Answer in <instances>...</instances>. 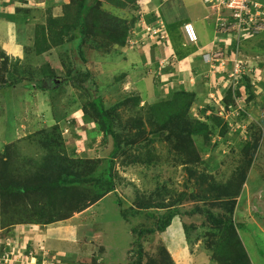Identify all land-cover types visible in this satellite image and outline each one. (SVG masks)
I'll return each instance as SVG.
<instances>
[{
    "label": "rangeland",
    "instance_id": "374dc122",
    "mask_svg": "<svg viewBox=\"0 0 264 264\" xmlns=\"http://www.w3.org/2000/svg\"><path fill=\"white\" fill-rule=\"evenodd\" d=\"M3 1L0 0V7L1 3L5 5L3 11L17 17L10 21L0 16V159L6 146L17 143L25 152L23 157L32 156L46 164V170L49 168V172H42L43 192L23 193L14 216H1L0 212V239H10L13 245L8 246L14 254L8 257L14 259L12 264H126L135 258L134 249L138 248L134 229L148 227L158 213L139 209L132 201L133 188L154 190L171 177L173 183L167 184L174 196L184 191L188 183L194 184L193 194L179 204L187 214L176 216L165 231L143 234V264H236L238 257L221 258L209 247L212 236L208 230L212 223L208 213L217 218L231 217L249 254L247 264H264V32L245 42L240 52V58L253 68V88L225 82L226 78L224 82H214V75L191 81L198 73L183 83L174 69L161 71L156 64H147L152 48L143 42L138 44L140 41L110 54L88 45L81 47L80 52L77 42L44 48L41 27L48 28L45 35L51 39V11L53 16H59L63 5L73 10L75 0H20L18 9ZM168 1L138 0L136 8H118L100 0L101 8L110 10L114 6L128 24L133 21L132 29L139 40L148 38L150 28L155 27L153 17ZM252 1L264 6V0ZM175 3L178 1L169 2L172 6ZM184 7L185 11L180 4L173 8H180L181 14L191 13L194 18H202L205 9L211 26L217 25L216 12L203 0H184ZM224 14L230 17L232 12L227 10ZM107 23L110 26L112 22ZM193 24L201 42L205 25H198L197 21ZM214 26L211 34L216 32L221 40L224 35ZM164 34L168 35L166 30ZM109 36L116 44L117 36ZM164 41H158L156 47L163 49ZM134 55L138 63L129 68ZM162 57L164 54L159 58ZM4 76L6 79L2 80ZM230 86L231 99L225 98ZM179 91L195 92L189 111L192 118L201 119L209 127L206 134L195 138L204 157L212 158L217 169L221 167L220 173L214 172V183L198 177L209 171L203 165L195 167L197 174H191L184 164H176L178 155L169 164L161 163L166 168L164 177L149 175L154 166L147 168L141 163L138 145L115 155L111 134L107 136L98 124L100 115L109 111L115 116L117 133L124 144L141 142L155 129L145 113L149 106ZM205 110L207 114L220 115L227 126L224 122L217 125L205 115ZM42 128L54 130L55 134ZM248 141L250 150L244 151ZM17 147L11 148L10 154L18 160L21 156ZM148 148H155L159 154L170 151L168 142L155 141ZM110 156H115L113 173L120 186L117 191L101 195L99 183ZM225 160L230 161L229 165H222ZM59 164L68 167L61 177ZM1 170L0 162V173ZM5 197L0 193V209L3 202L9 207L14 203L13 198ZM167 197L171 202L176 199ZM233 200L235 207L230 210ZM2 242L1 247L6 243ZM1 258L4 261L3 254Z\"/></svg>",
    "mask_w": 264,
    "mask_h": 264
},
{
    "label": "trees",
    "instance_id": "16d2710c",
    "mask_svg": "<svg viewBox=\"0 0 264 264\" xmlns=\"http://www.w3.org/2000/svg\"><path fill=\"white\" fill-rule=\"evenodd\" d=\"M105 1L111 3L112 5L118 8L128 7L129 5H132L134 8H136V3L138 0ZM3 2L9 4L15 9L21 8L17 4V2L21 3L20 0H14V2L13 0H4ZM75 3L76 4L73 3V5H75L73 10L68 9V5H63V12L59 16H53L55 14L53 13V11H51L52 13L50 16L52 17L49 23V31L51 32V35L49 36L51 39H48L45 35V31L48 30V28L41 27V42L43 43L44 48H50L51 44H53V46L58 47L63 44L77 42L79 43L78 46L80 52H82L81 47L88 45L94 50L110 54L114 50H121V47H124L125 45H130L132 40L140 41L138 44L143 42L144 45H151L150 43H147L149 39H144V41L142 39L139 40L140 36L134 32V29H132L133 21L128 24L127 19L121 17L119 11L114 6H112L113 8L111 7L110 10H108V8L103 9L101 8L102 4L100 0H75ZM3 8H5V5L1 3L0 16H5L10 21H15L17 15H15L14 13L9 14L8 11H3ZM225 12H227V10L224 9L222 14L225 15ZM216 14L218 16V13ZM153 18L156 21V17ZM108 20L112 22L110 26L107 23ZM149 20H151V18H149ZM221 22L222 21L218 16L216 25L217 31L220 34L224 35L223 37H226L229 32H225L223 30V25L221 24L220 26ZM112 24L113 26H111ZM263 32L264 29L257 34H253L250 37L242 36L239 38V41L238 37H235L233 44L231 45L230 51L235 50L237 48L240 53L242 46L245 42L251 40L253 37L260 35ZM109 33L113 36H117L118 41H116V44L119 46L118 48L115 46L116 44L112 43L108 38ZM154 46L156 45L152 44V47ZM222 47L226 48V45L223 43ZM230 51L227 50V54H229ZM240 55L241 54H239V56ZM84 59L85 58L83 57V60ZM229 64L232 63L229 61L227 65ZM134 65L135 64L131 62L129 68ZM252 72L251 74L243 75L239 79L237 85L239 86L241 84H244L247 88H253L251 78L254 74ZM46 74H48V72H46ZM122 75L125 76V73H123ZM94 76H96V74H94ZM10 77H12V75H10ZM35 78L37 77L35 76ZM121 78L123 79V77ZM5 79L6 77L4 76L2 80ZM116 83L118 84V81ZM112 86L115 87V83L112 84ZM232 94V86H230L227 89L225 98L230 97L229 99H231ZM193 98H195L194 91H179L177 93H173L171 97L164 98L163 101H158L152 106H149L150 108L147 112H145L146 109H144L143 107L142 111L148 115V120L155 125V129H153L152 133L149 134L145 139H142L141 142L131 141L127 144H124L120 139L121 135L117 133L118 129H116L115 116L109 111H104L100 115L101 118L98 120V124L101 130H103L105 134H107V136L111 134V137L114 140L113 142L115 155L124 152L129 146L134 147V145L137 144V148H139V151L141 152V163L147 166V168H150L152 165L154 166V172L150 173L149 175L153 174L154 176L156 174L157 177L162 175V177H164V170L166 168H164V165L161 166V163L169 164L171 163L170 160L178 155L176 164H184V167H186L188 172L191 174H197V169H195V167L203 165L207 170L209 169V171L207 173L198 174V177L202 176L203 180H208L209 182L214 183L216 177V173L214 172H219V169L221 167L217 169L216 166L212 165L214 164L212 158H205L204 153H202L199 149L195 137H201L202 135L206 134L208 132L209 127L201 119L192 118L189 110L191 107L190 103ZM231 102H233V100ZM203 112L206 116H209L211 119H213L214 122L219 126L222 125V123L224 122V119L220 115L207 114L206 110ZM224 124L225 126H227L226 122H224ZM41 130H44L46 132L50 131L48 128H42ZM54 132L55 131L53 130L52 133ZM43 138L44 137L42 136L41 139ZM24 140H27V138ZM155 141L166 143L168 142V150L170 151L167 154H159L156 152L155 148H148L150 147L152 142ZM143 142H147L146 145L143 146ZM250 142L251 141L247 142V144L245 145V149L243 148L244 151L246 149H248L247 151L250 150ZM16 145L17 143H11V145L6 146L5 152H3V156L0 159L1 167L3 168V170H1L2 172L0 173V180L2 182L0 183V193L4 199H6L5 196H7V198H13L14 200V203L13 205H11V207L5 205L4 202L3 204L1 203V216L4 215V213H6L7 215L12 214V216L15 215V211L18 210L16 206H18V201L21 200L23 193L33 191H44L41 188V185H44L42 180H45L42 172L45 171L48 166L46 164L42 165L43 163L36 161L32 156L30 158L23 157L25 152L23 150L21 151ZM15 147H17L18 152L21 156L18 157V160L15 159L16 156L13 157L10 154V149ZM6 149H8L9 152H7ZM114 157L115 156H110L109 158H107V166H104V168H106V171L104 172L106 173H104V175H101V183H99L100 186L98 185L99 187H101V195H105L107 192L117 191V188L120 186L119 180L116 179V175H114L113 173L115 164ZM156 163H158L159 166H156ZM229 163V160H225L222 165L227 166L229 165ZM67 170L68 167L63 168L62 165H58L57 171H60V177L65 175L64 172ZM46 171L49 172V168ZM68 174L70 175V171H68ZM145 174L147 175V173ZM169 175L170 174L166 176ZM119 178L120 177H118V179ZM172 178L173 177H171V179H169L168 181L163 182L157 179V181L161 182V184L157 186H160L159 189H157V187H155L154 190L148 189V187L143 190L139 189L138 187L133 188V203L141 210L154 209L155 211H158V213L156 214L155 220L153 218L151 219L152 223L148 227L146 225H142L141 227L134 229V233L137 234L135 241L138 248H133L134 253H136L135 258L129 260L126 264H143L144 256L142 249L144 244V233L146 235L153 234L156 231H165L176 216L187 214L185 210L180 209L179 204L181 200H186L190 195L193 194L194 189L192 188V185L194 184L188 183L184 191L179 193L177 196H174L167 184V182H169L170 184L173 183L174 178L173 180ZM3 179H5V181ZM25 182H29V185H26ZM167 188L169 191L167 190ZM169 195L171 196L170 198L174 197L176 199L171 202V199L169 200L167 197ZM232 203L233 204L230 210H234L235 207L234 200ZM161 211L164 213H161ZM151 214L153 213H150V216ZM40 215L41 213L39 214V216ZM208 215L210 216L212 223V226H210L208 230L209 236H212L209 240V247L215 250V252L219 253L221 258H228V255H231L233 259V256L238 257L236 264H247L249 262V254L246 251L245 246L241 243L242 239L239 235V232L236 230V225L233 219L231 217L226 219L217 218L216 215L213 213H208ZM123 217L127 218V216L125 215H123ZM218 229L221 233L219 237L218 233H216L218 232ZM8 246L9 245L5 243L4 246L1 247L0 257L1 253L5 255V252L12 251V249H10V247ZM159 249H161V247ZM161 251L163 253H166V249L164 248H162ZM214 257L216 258L217 255H214Z\"/></svg>",
    "mask_w": 264,
    "mask_h": 264
},
{
    "label": "crops",
    "instance_id": "0c3cea01",
    "mask_svg": "<svg viewBox=\"0 0 264 264\" xmlns=\"http://www.w3.org/2000/svg\"><path fill=\"white\" fill-rule=\"evenodd\" d=\"M173 1H176V0H173ZM177 1L178 3H175V4L183 5V9L185 11L186 8L184 7V0H177ZM169 2H172V0H169L168 3H166L168 7L166 6V4L161 5L159 7V11L157 13L158 16H156V21H155V24H156L155 27H159L161 23L164 24L165 30L168 33V38L166 39V41H164V43H162L164 47L163 49L160 46L152 47L153 43H150L151 45L149 46L145 45V46H148L149 48H152L151 53L148 54L149 60L147 59L146 63L147 61H150L151 63L156 64V69L158 70L159 68L161 71L162 70L167 71L169 68L174 69L175 72L179 74L178 76H179L180 82H183V83H187L191 74L193 73L194 74L198 73V74L197 76H194V77L192 76L190 78L191 81H192V78L197 77L198 79H201V78H206L209 76L212 77L214 75L215 78L212 77L215 79L214 82H217V81L224 82L225 78H226L225 82H227L228 75L230 72L229 65L231 64L226 66V69H227L226 71H222L220 69L216 70L212 68L209 63H206L203 58V53L205 52L214 53L217 50L221 49L222 44L225 43L226 37H223L220 40L216 36V32H214L213 35L211 34V28L214 25L211 26V22H210L211 20L208 18L209 15L206 13L205 9H202V13L204 15L202 18H199V17L194 18L192 17L191 13L185 12L181 14V9L180 8L177 10L174 9L173 7L175 6V4L172 6L169 4ZM194 21L195 22L197 21L198 25H201V26L205 25V29H206L204 36H202L201 42H200V36H199V41L197 43L189 42L183 33L184 24L187 22L194 23ZM214 27L216 28V25ZM210 35L212 36L211 38H210ZM153 48H155V50ZM162 54H164V57L159 58ZM135 57L136 56L134 55L131 62L136 64L138 63V61L134 60ZM140 57L142 58L144 56L140 55ZM140 57L137 56L138 59ZM143 63L144 61H142V64ZM140 66L142 65L140 64ZM165 68H168V69L164 70ZM222 78L224 79L222 80ZM0 242L2 243L6 242L7 245L11 247L13 246L10 243V239L8 240L0 239ZM0 250H1V244H0ZM5 254L8 255L9 257V255L12 254V251L5 252ZM31 257L32 256H30V258ZM8 259L10 260L7 261ZM8 259L1 261L0 264H12L15 262L14 259L11 257Z\"/></svg>",
    "mask_w": 264,
    "mask_h": 264
},
{
    "label": "built area",
    "instance_id": "2783aa9c",
    "mask_svg": "<svg viewBox=\"0 0 264 264\" xmlns=\"http://www.w3.org/2000/svg\"><path fill=\"white\" fill-rule=\"evenodd\" d=\"M205 3L209 4L213 10L218 13V16L221 19V24L224 27L225 32H229L226 36L225 45L226 48L221 47V49L216 52H205L203 53V58L206 63H209L212 68L220 69L226 71L227 63L230 61L233 64V69L230 70L228 75V81L238 84L239 79L246 74V72L251 73L253 68L251 65L240 58L239 51L236 48L235 50L230 51L231 45L235 37L239 38L250 37L253 34L259 33L264 29V9L261 3L252 0H203ZM228 10L232 12V15H223V10ZM163 23L159 27L150 28L148 36L150 40L157 39L153 42H161L168 38L167 34H164L165 28L163 29ZM184 33L186 38L191 43H197L199 40L198 32L196 31L195 25L191 22H188L184 25ZM156 36V37H155ZM137 40L131 41V44L135 45ZM227 50L230 51L227 54ZM248 73V74H249ZM8 259V255H4V260ZM2 258L0 257V262Z\"/></svg>",
    "mask_w": 264,
    "mask_h": 264
},
{
    "label": "clouds",
    "instance_id": "9594fccd",
    "mask_svg": "<svg viewBox=\"0 0 264 264\" xmlns=\"http://www.w3.org/2000/svg\"><path fill=\"white\" fill-rule=\"evenodd\" d=\"M147 36H148V34H147ZM199 36V35H198ZM144 39H149V41L151 42V43H153L151 40H150V38H149V36H148V38H143V41H144ZM199 41V40H198ZM197 41V42H198ZM154 44V43H153ZM12 254H13V252H12ZM14 255V254H13ZM2 261H3V259H2ZM1 263V262H0Z\"/></svg>",
    "mask_w": 264,
    "mask_h": 264
}]
</instances>
